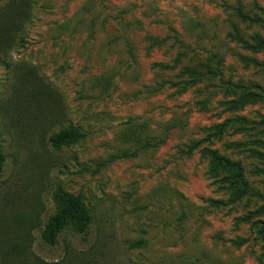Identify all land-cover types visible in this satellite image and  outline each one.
<instances>
[{
    "label": "rangeland",
    "instance_id": "374dc122",
    "mask_svg": "<svg viewBox=\"0 0 264 264\" xmlns=\"http://www.w3.org/2000/svg\"><path fill=\"white\" fill-rule=\"evenodd\" d=\"M238 7L264 20V0H0V264H264V160L248 151L264 136L210 145L245 168L238 202L186 154L227 119L260 122L264 102L232 114L218 78L174 87L216 64L224 81L264 87L243 60L264 55L229 37L233 25L264 37V24ZM70 128L85 137L53 148ZM59 191L83 198L92 225L50 247Z\"/></svg>",
    "mask_w": 264,
    "mask_h": 264
},
{
    "label": "trees",
    "instance_id": "16d2710c",
    "mask_svg": "<svg viewBox=\"0 0 264 264\" xmlns=\"http://www.w3.org/2000/svg\"><path fill=\"white\" fill-rule=\"evenodd\" d=\"M236 17L244 24H264V20L257 16H250L244 12L242 7L235 9ZM229 37L245 51L254 55H264V37L259 34L246 37L240 30L238 25L232 26V32ZM245 63L250 66L263 69L264 60L256 58L243 57ZM203 70V69H202ZM185 73L190 79L187 82L174 84V87H188L202 83L203 81H211L216 78L220 80L221 88L227 95L231 96V100L224 105L226 111L232 114L244 110L250 105H256L264 102V87L257 84H244L242 82L234 83L231 80L224 81L221 78L220 65L216 64V68H205L201 71L197 67L186 68ZM230 130H238L241 132H257L264 136V118L260 122L250 121L245 117H233L225 120L223 123L215 125L211 128L210 133L201 141L192 143L187 155H193L200 152L201 156L208 160V174L215 180L216 184H222L231 191V202H238L250 196V183L245 176V168L241 161H233L231 158L222 155L219 151L212 149L210 145L214 141H220ZM85 135L78 129L70 128L62 130L50 138V144L55 149H60L66 145L79 142ZM264 146V141L257 142ZM207 144V146H203ZM231 149H241L247 147L246 143H232L229 145ZM253 158L264 160V152L258 150H248ZM5 158L0 153V174L3 172ZM56 202L61 207L57 215L51 217L42 233V241L50 247H55L62 233L66 229H72L80 235L86 234L91 225V214L81 196L71 195L59 191L56 194ZM213 206H225L223 201L212 202ZM264 229V225L262 227ZM137 244L135 247H139ZM134 247V246H133Z\"/></svg>",
    "mask_w": 264,
    "mask_h": 264
}]
</instances>
